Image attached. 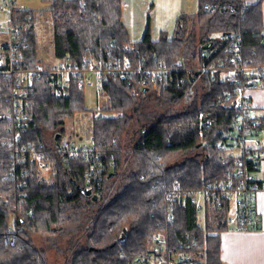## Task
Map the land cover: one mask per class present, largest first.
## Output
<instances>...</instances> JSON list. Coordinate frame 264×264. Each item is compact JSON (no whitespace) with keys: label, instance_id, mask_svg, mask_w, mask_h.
Returning a JSON list of instances; mask_svg holds the SVG:
<instances>
[{"label":"trees","instance_id":"16d2710c","mask_svg":"<svg viewBox=\"0 0 264 264\" xmlns=\"http://www.w3.org/2000/svg\"><path fill=\"white\" fill-rule=\"evenodd\" d=\"M208 1L198 0L195 11L178 14L172 32L161 30L153 39L148 23L143 37L131 41L121 21L120 0H49L53 55L67 56L83 69L88 67L84 58L108 56L144 66L172 64L181 57L190 66L201 61L206 43V62L227 60L230 35L239 31L242 57L254 68H264L260 2L217 0L227 8L209 12L203 8ZM27 12L32 22L19 34L26 44L19 48L18 67L23 70L40 61L34 12L17 8L14 18ZM220 76L219 71L193 69L174 73L167 87L142 74L130 82L105 83L100 90L108 96L106 113L91 121L90 137L103 165L101 187L93 199L82 192L90 159L67 150L51 152L53 170L45 178L34 160L14 153L28 143L58 146L65 119L86 110L84 88L71 83L68 95L57 96L42 78L34 80L22 108L28 123L21 131L9 116L11 79L0 73V196H5L0 199V264H48L38 238L50 242L64 264H132L159 230L167 232L173 249L195 256L198 264H224L220 247L221 233L229 229L226 200L220 206L206 201L200 210L190 193L232 175L238 158L250 162L247 153L237 156L221 146L235 110L228 102L220 105L221 94L232 89ZM259 79L264 86V73ZM169 191L177 195L172 218L167 215ZM11 226L18 234L13 245L3 238ZM124 227L128 233L119 243ZM68 249L72 254H65Z\"/></svg>","mask_w":264,"mask_h":264},{"label":"built area","instance_id":"2783aa9c","mask_svg":"<svg viewBox=\"0 0 264 264\" xmlns=\"http://www.w3.org/2000/svg\"><path fill=\"white\" fill-rule=\"evenodd\" d=\"M17 8L29 10L17 0H0V12L6 15L5 22H0V73L8 75L11 79L12 108L9 116L21 131H24L28 123L27 115L22 112L27 88L37 79L42 78L47 82L55 95L66 96L71 83H75L78 88L94 86L102 89L110 79L130 82L134 81L137 74H142L144 77L149 76L152 82L158 81L163 87H167L173 81L174 73L180 71L190 72L193 69L219 71L222 76L220 77L232 84V89H226L221 94L220 105L225 107L228 102L235 110L231 119V129L226 134V143L221 146L225 145L228 153L237 156L247 153L245 159L250 162L246 163L244 159L238 158L232 175L226 179L209 181L199 189L191 190V201L195 203L197 209L203 210L206 201L211 205L214 203L220 206L221 200H226V220L229 229L237 231L260 229L262 218L255 206V195L261 188V183L255 173L259 168L263 152L260 146L250 141V136L263 128L260 127V121L255 116V106L246 96L245 91L262 87L259 76L264 73V68H254L251 60L244 59L240 54L243 44L241 32L236 31L230 35L228 51L231 54L228 55L227 60L206 62V53L203 49L200 52L201 61L190 66L185 65L181 57L172 64L159 61L156 65L144 66L133 65L126 58L108 56L103 59L84 58V63H87L88 67L83 69L80 64L67 56L53 55L46 62L39 59L34 68L23 70L18 67L21 61L19 48L26 44L19 38V34L29 27L33 16L31 12H27L19 20H15L14 11ZM203 8L210 12L227 6L223 3L219 4L217 0H209L203 4ZM262 41L264 42V39ZM132 93H136V88L132 89ZM87 113L91 115L90 112L84 111L78 117L86 118ZM99 114L100 112L95 111L94 116ZM59 139L55 148L45 147L44 143H28L21 150L14 149V153H21L22 157L34 160L38 173L42 170L51 172L52 160L49 158L51 152L67 150L70 155H83L84 159H90L88 167L83 171L84 189L96 193L101 187L103 165L100 160L101 155L94 150L92 138L84 140L83 133L76 131L71 137L63 133ZM4 198V195L0 196V199ZM21 199L23 200V197ZM175 199L177 195L169 191L166 195L169 218H172V204ZM17 235V230L11 226L5 233V241L13 245ZM146 246V251L135 256L132 264H198L195 256L192 257L183 249L176 250L171 247L166 231L159 230L153 233Z\"/></svg>","mask_w":264,"mask_h":264},{"label":"crops","instance_id":"0c3cea01","mask_svg":"<svg viewBox=\"0 0 264 264\" xmlns=\"http://www.w3.org/2000/svg\"><path fill=\"white\" fill-rule=\"evenodd\" d=\"M242 1L247 4L260 2L264 24V0ZM197 6L198 0H120L121 21L131 41L143 37L148 23L154 26V30L158 29L157 36L151 35L156 39L161 30L172 32L178 14L193 12ZM245 94L255 106L256 118L264 121V86L247 89ZM250 141L260 146L263 152L255 173L261 183L255 195V206L262 218L261 227L256 231L227 229L222 232L220 257L224 264H264V128L251 135Z\"/></svg>","mask_w":264,"mask_h":264},{"label":"rangeland","instance_id":"374dc122","mask_svg":"<svg viewBox=\"0 0 264 264\" xmlns=\"http://www.w3.org/2000/svg\"><path fill=\"white\" fill-rule=\"evenodd\" d=\"M17 2L24 5L26 9H30L34 12L35 15L34 27L36 31L37 56L43 62L44 61L46 62L53 56L54 53L53 27L49 13V8H50L49 0H17ZM5 19H6V15L0 12V22L4 23ZM157 32L158 29L154 30V26L153 27L150 26V33L153 37L157 36ZM107 102H108V96L106 93H103L100 89L94 86H85L84 106L86 107V110L84 109L82 111H77L74 113V117L72 116L70 118L65 119L64 130H63L64 135H68L69 137H71L72 135H74L76 131H79L83 133L84 140L86 139L89 140L91 135V121L95 117L94 113L95 111L102 112V115H104L106 113V111H104L105 109L104 106L107 104ZM84 111L90 112L91 115L87 113L86 118L78 117L79 115L84 113ZM51 172H52V168H51ZM50 173L49 171L46 172V170L44 171L42 170L39 171V176L49 178ZM3 238L5 240V236ZM39 240L40 239L38 238L36 243H38L39 246L41 245L43 246L44 244L46 248V253H47L46 257L48 260V264H64L65 259L63 258L61 253L55 250H51L53 246H51L50 242L46 241L45 239L41 240L40 242ZM70 253L72 254L71 249H68L65 252V254L67 255H69Z\"/></svg>","mask_w":264,"mask_h":264},{"label":"water","instance_id":"95a60500","mask_svg":"<svg viewBox=\"0 0 264 264\" xmlns=\"http://www.w3.org/2000/svg\"><path fill=\"white\" fill-rule=\"evenodd\" d=\"M210 43H206L204 45L201 46L202 49H207L209 47ZM82 192L85 194V195H88V196H91L93 199H97L98 195L96 193H91L90 190H85V189H82ZM127 233H128V229L126 227H124L121 231V233L119 234L118 238H117V241L119 243H124L125 242V239H126V236H127Z\"/></svg>","mask_w":264,"mask_h":264},{"label":"bare ground","instance_id":"6f19581e","mask_svg":"<svg viewBox=\"0 0 264 264\" xmlns=\"http://www.w3.org/2000/svg\"><path fill=\"white\" fill-rule=\"evenodd\" d=\"M68 97V96H67ZM63 98V97H62ZM198 103V102H197ZM64 128V127H63ZM64 130V129H63ZM65 132H66V130H65ZM55 143V142H54ZM53 167V166H52ZM53 170V169H52Z\"/></svg>","mask_w":264,"mask_h":264}]
</instances>
